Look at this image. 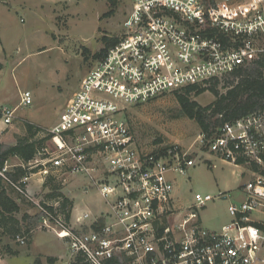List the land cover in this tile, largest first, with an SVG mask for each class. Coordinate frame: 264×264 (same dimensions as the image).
Returning <instances> with one entry per match:
<instances>
[{
  "label": "built area",
  "instance_id": "built-area-1",
  "mask_svg": "<svg viewBox=\"0 0 264 264\" xmlns=\"http://www.w3.org/2000/svg\"><path fill=\"white\" fill-rule=\"evenodd\" d=\"M117 37L12 187L27 195L31 175L44 182L48 174H83L105 211L85 209L68 224L46 214L69 256L86 264H264V108L222 123L205 141L207 155L246 177L219 230L204 227L198 209L231 194L196 192L185 206L174 195L175 177L201 159L178 144L146 148L124 116L130 106L263 59L264 0H132ZM20 103H31L29 91ZM13 117V109H0V124Z\"/></svg>",
  "mask_w": 264,
  "mask_h": 264
},
{
  "label": "rangeland",
  "instance_id": "rangeland-1",
  "mask_svg": "<svg viewBox=\"0 0 264 264\" xmlns=\"http://www.w3.org/2000/svg\"><path fill=\"white\" fill-rule=\"evenodd\" d=\"M131 2L0 0V109L14 110L12 121L0 125V145L13 144L17 138L27 135L25 122L49 129L59 121L67 101L94 64L93 55L104 47L102 38L116 37L122 31ZM111 7L113 14L105 16ZM229 77L221 78L217 89L224 91L226 81L233 80ZM211 83L200 87L207 88ZM24 91H29L31 96V103L25 105L20 103ZM183 91L184 88L174 89L146 103L130 106L124 116L138 142L146 148L178 144L201 159L188 168L185 175L175 177L174 195L185 206L191 203L196 192L213 196L223 192L231 194L198 209L201 224L219 230L231 218L228 204L242 199L238 186L246 177L238 176L237 168L205 153L206 142L201 129L196 121L180 111L175 95ZM191 94L201 105L214 99L208 90L199 95ZM36 136L35 139H39L41 133ZM211 161L215 167H210ZM20 163L19 158L10 156L5 166L10 170ZM60 180L63 193L73 200L71 223L85 209L93 213L105 211L104 201L83 174H64ZM42 184L38 174L31 175L28 196L6 186L8 194L19 204L20 209L13 216L19 220L21 231L9 236L0 225V264H35L36 260L47 264L49 256L52 261L58 260L51 255L59 256L62 262L68 256L67 264L76 261L69 256L65 240L52 229L55 224L46 214L49 210L40 204L47 191ZM84 186L88 187L86 191ZM45 203L54 207L58 204L49 200ZM23 236L26 241L21 243ZM8 249L17 254L11 255Z\"/></svg>",
  "mask_w": 264,
  "mask_h": 264
},
{
  "label": "trees",
  "instance_id": "trees-1",
  "mask_svg": "<svg viewBox=\"0 0 264 264\" xmlns=\"http://www.w3.org/2000/svg\"><path fill=\"white\" fill-rule=\"evenodd\" d=\"M113 12L114 9L111 7L105 13V16L113 14ZM117 38V35L113 38L103 37L102 39L105 45L93 55V58L99 59L102 57L107 48ZM263 64L264 58L256 60L251 67H242L231 73L230 77L233 80L226 81L224 91L217 89L219 80L216 79L207 88L191 85L184 87L183 92H176L175 96L179 103L181 113L196 121L201 129V133L204 135V141L214 135L222 123L235 120L253 111L264 108ZM205 90L210 91L214 99L207 105H201L194 99L191 93L199 95ZM24 128L27 135L17 138L13 144L0 145V225L9 236H15L21 231L19 220L13 216L20 208L19 204L8 194L6 186H12L11 182L16 183L22 176L29 172L26 164L34 158L37 150L45 146L50 138L46 129H42L29 122H25ZM39 133H41V136H39V139H35ZM10 156L19 158L21 163L15 165L10 170H3L5 162ZM20 185L25 186L26 184L20 182ZM42 185L47 191L44 194V199L40 201V204H43L51 215L60 217L65 224H68L73 208V200L63 193L61 181L54 175L48 174ZM45 200L58 204L54 207V205L46 204ZM25 232L28 234V229ZM24 240L26 241L25 237ZM8 252L11 255L17 254L16 251H12L11 249H8ZM52 259L51 257H47V261L49 262H52ZM35 264H39V260H36ZM72 264L86 263L80 256H77L76 261Z\"/></svg>",
  "mask_w": 264,
  "mask_h": 264
},
{
  "label": "crops",
  "instance_id": "crops-1",
  "mask_svg": "<svg viewBox=\"0 0 264 264\" xmlns=\"http://www.w3.org/2000/svg\"><path fill=\"white\" fill-rule=\"evenodd\" d=\"M1 125V124H0ZM7 162V161H6ZM5 162V163H6ZM238 173V171H236V174ZM238 175V174H237ZM28 186V185H27ZM27 188V191L29 192V190H28V187H26ZM72 210H73V208H72ZM100 212V211H99ZM32 241V240H31ZM51 256H53L54 258H56V259H58V260H56V261H52V262H49V261H47V264H55V263H58V264H67L68 263V261H67V259H68V256H66L65 258H67L66 260H63V262L62 261H60V259H62V258H59V256H55V255H51ZM50 257V256H49ZM49 262V263H48ZM41 264H42V260H41V262H40ZM39 263V264H40Z\"/></svg>",
  "mask_w": 264,
  "mask_h": 264
}]
</instances>
